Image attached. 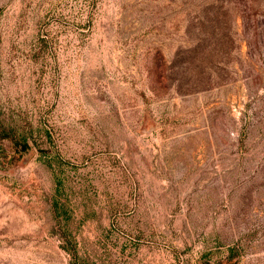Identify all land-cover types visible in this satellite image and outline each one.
I'll return each instance as SVG.
<instances>
[{
	"label": "rangeland",
	"instance_id": "374dc122",
	"mask_svg": "<svg viewBox=\"0 0 264 264\" xmlns=\"http://www.w3.org/2000/svg\"><path fill=\"white\" fill-rule=\"evenodd\" d=\"M0 264H264V0H0Z\"/></svg>",
	"mask_w": 264,
	"mask_h": 264
},
{
	"label": "trees",
	"instance_id": "16d2710c",
	"mask_svg": "<svg viewBox=\"0 0 264 264\" xmlns=\"http://www.w3.org/2000/svg\"><path fill=\"white\" fill-rule=\"evenodd\" d=\"M68 251V250H67ZM70 252V251H69Z\"/></svg>",
	"mask_w": 264,
	"mask_h": 264
}]
</instances>
